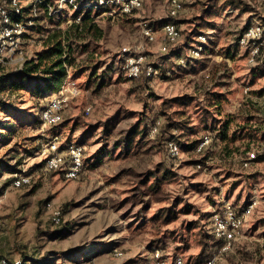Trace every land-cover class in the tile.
<instances>
[{"label": "rangeland", "instance_id": "1", "mask_svg": "<svg viewBox=\"0 0 264 264\" xmlns=\"http://www.w3.org/2000/svg\"><path fill=\"white\" fill-rule=\"evenodd\" d=\"M205 1L186 0L174 19L181 34L167 51L161 49L167 0H144L131 14L94 9L103 36L74 43L76 59L68 76L83 90L79 95L68 91L58 126L40 119L42 107L57 91L38 97L28 89L11 93L8 86L0 93L8 105H0V159L5 164L0 166V256L23 258L25 264H147L158 249L164 264L176 258L206 264L200 255L202 234L212 233L213 211L225 202L242 211L258 196L244 230L214 264H264V156L243 165L249 150L262 152L264 63L252 66L244 49L235 54L228 48L253 17H264V0H243L241 7L218 0L216 11L198 21ZM150 22L154 40L142 30ZM67 27L64 15L51 18L42 12L22 37V51L0 63V73L20 67L26 58L38 59L49 34ZM125 46L143 56L145 69L176 49L181 54L156 74L148 76L145 70L133 78L124 69ZM181 96H188L186 103L175 100ZM168 117L177 124L164 131ZM141 119L148 130L135 150L114 148L116 139ZM106 120V126L99 125ZM222 121L230 122L228 147L217 136ZM55 133L66 144L85 145L86 166L79 177L69 179L42 165ZM207 133L215 139L196 150L194 141ZM173 138L181 147L178 157L167 148ZM159 163L173 176L155 189V177L148 174ZM21 173L31 175V181L15 186ZM49 202L61 209L59 222L52 219ZM166 209L167 219L161 214Z\"/></svg>", "mask_w": 264, "mask_h": 264}, {"label": "built area", "instance_id": "2", "mask_svg": "<svg viewBox=\"0 0 264 264\" xmlns=\"http://www.w3.org/2000/svg\"><path fill=\"white\" fill-rule=\"evenodd\" d=\"M24 0H0V63H3L7 57L22 51V37L28 29L34 25L35 21L42 12L49 15L59 17L65 16L66 23L72 24L80 22L83 19L84 11L100 8L115 10L119 9L124 14L134 13L140 9L144 0H48L45 7H41L43 0H30V13L26 14L23 10ZM186 0H167V15L170 17L177 16L185 9ZM143 33L149 40L155 39V31L148 24L142 27ZM163 40L161 49L168 50V44L175 42L179 38L181 31L179 25L170 20L164 23ZM202 41H206L207 35L201 33L198 35ZM240 49H244L248 61L251 65L259 64L264 56V17L255 16L250 20L239 35ZM124 69L128 76L138 77L146 70L147 75L157 73L153 65H149L147 69L143 67V56L130 53V47H123ZM82 87L76 83L73 78L67 76L60 89L55 95H52L40 111V117L45 124H58L63 120V108L66 102L68 91L73 95H79ZM91 105L86 107L87 113L91 111ZM157 126L152 128L153 132L157 131ZM215 139L212 133L204 134L199 142L198 151L208 146ZM169 154L172 157H178L181 154V147L178 142L171 140L167 144ZM262 152H264V140L262 144ZM261 152V153H262ZM260 149L249 150L243 159L245 167L251 166L257 161ZM85 145L75 141L68 142L62 147V141L56 134L48 143L44 150V160L46 170H55L61 172L66 178L74 179L79 177L83 172L85 161ZM31 181V175L21 173L15 177L13 184L21 186ZM258 196L251 197L242 211H239L231 202H225L222 207L213 211L211 216V231L214 233L220 246L212 253L206 261V264H214L221 258L224 252L232 247L233 242L238 235L244 230L248 217L254 212L259 205ZM51 210L52 219L59 222L61 219V209L47 204ZM1 232V224H0ZM22 258H10L8 256H0V264H23ZM147 264H164L162 254L158 249L153 251L152 258ZM173 264H184L182 258H176Z\"/></svg>", "mask_w": 264, "mask_h": 264}, {"label": "trees", "instance_id": "3", "mask_svg": "<svg viewBox=\"0 0 264 264\" xmlns=\"http://www.w3.org/2000/svg\"><path fill=\"white\" fill-rule=\"evenodd\" d=\"M46 1L48 0H43V2L40 3V6L45 7ZM243 3H244L243 0H226L225 1L226 5H230L234 7H239V6L241 7ZM27 4L23 6V10L25 11L26 14L30 13V9H31V2H28ZM217 7H218V0H206L201 6V11L199 15H197L196 20L199 21L200 19H203L206 14L215 12ZM47 15L51 18H55V16L53 15H49V14ZM175 17H170L166 15L161 20L162 25L170 20L174 21ZM35 23L30 28L34 27ZM146 24L152 27V22L146 23ZM102 36H103V29L93 19L92 10L84 11V16H83L82 21L69 24L68 27L65 29H60V28L55 29L52 33L49 34L47 41H46L45 48L43 49V51L39 53L38 59L26 58L24 60L23 65H21L20 67L14 70H11V71L0 73V93L8 86H11V90H10L11 93H12V90H15V89H18V90L28 89L32 93V95L38 96V97L46 96V95L52 94L55 91H58L61 87L63 80L69 74L68 66H72L73 61L76 59L75 47H74V43L76 42V40L77 39H83V40L88 39L89 40L91 38H95V37L99 38ZM238 39H239V36L236 37L235 41H233L231 45H228V48L231 51V53L235 52L236 54L239 51L240 46H239ZM168 49H169V46H168ZM180 54H181V51L176 49V51L172 53V55L170 56L166 55L165 57L162 58L161 62L156 63V64L153 63L152 65L155 67V69L158 72V70H162L161 67L164 62L168 61L173 56H180ZM263 63H264V56H263L262 61L257 65H261ZM257 65H252V66H257ZM262 95H264V90H262ZM187 98L188 96H181L175 100L182 102V103H186ZM0 103H1L0 105H2L5 109L8 108L7 101L1 97H0ZM145 122L147 121L146 120L143 121L142 119L140 121L134 122L125 132H123L116 139V141L113 144L114 148L118 149L122 153L133 152L136 148V145L141 142V137H143L144 134L147 133L148 124ZM60 123L52 124V126L54 127L58 126ZM106 123H107V120L99 123V125L106 126ZM176 124H177L176 121H174L171 117H168V122L166 123L164 131L170 130ZM229 130H230L229 121H225V122L222 121L221 126L217 129V136L220 137L225 142L224 144L225 147L229 146V142L231 140L230 139L231 135L229 134ZM260 131L261 130L259 129L258 132ZM56 134L58 133H55L54 135ZM54 135L52 136L54 137ZM53 137H51L48 140V142H50ZM172 140H175V139L173 138ZM200 140L201 139L195 140L193 143L196 150L198 148ZM65 144L66 142L63 141L62 147H64ZM105 145L106 143L103 144L102 150H104ZM262 153L258 154L257 159L262 158L264 156V154ZM2 162H3L2 159H0V166L5 165ZM42 165H45V160L42 161ZM158 167H159L158 170H155V171L150 170L148 174V176L150 175L149 177H152V178L153 176L155 177L154 181L151 183V185L154 186L155 189H157L161 185V182L163 180L165 179L169 180V178L173 176V172L167 165H165V163H159ZM166 211H165L166 213L161 212V214H164V216L167 219L169 217L168 212L170 213V210L168 211V209H166ZM209 229H211V221H210ZM202 235H203L202 236V250H201L200 255L206 257V260H207L209 256H211L212 253L216 250V248L221 245V243L216 240L213 232L211 233L210 231H204ZM23 262H24L23 264H25L24 259H23Z\"/></svg>", "mask_w": 264, "mask_h": 264}]
</instances>
